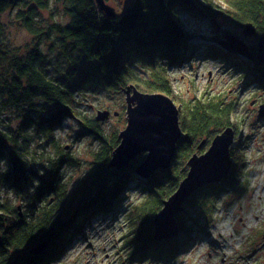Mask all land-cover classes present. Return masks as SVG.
Wrapping results in <instances>:
<instances>
[{
	"label": "trees",
	"instance_id": "obj_1",
	"mask_svg": "<svg viewBox=\"0 0 264 264\" xmlns=\"http://www.w3.org/2000/svg\"><path fill=\"white\" fill-rule=\"evenodd\" d=\"M105 1L114 14L105 13L96 0H0V183L14 195H0V264H50L86 236L94 219L119 212L133 189L144 195L127 211L128 258L170 261L193 239L207 235L201 219L211 218L220 191L244 186L237 144L229 175L199 188L184 203L176 216L180 232L155 239V216L186 177L191 156L204 152L219 132L233 125L234 106L211 97L178 105L182 137L174 159L169 168L142 177L136 168L145 154L126 167H109L120 130L107 133L101 121L80 109L79 98L91 91H123L129 85L173 98L169 67L197 58L236 63L263 84L264 63L220 40L227 32L221 21H227L243 28L253 24L257 41L264 34V0ZM61 6L67 23L53 21ZM55 7L59 10L53 11ZM9 13L11 22L31 35L23 46L10 41L3 21ZM184 16L202 22L211 34L198 36ZM47 43L50 52L58 51L57 60L45 53ZM251 49L255 54L256 45ZM136 57L147 77L138 72ZM66 119L76 121L78 137L99 142L92 170L72 190L63 170L77 160L57 135ZM43 243L47 246L42 251L32 252Z\"/></svg>",
	"mask_w": 264,
	"mask_h": 264
},
{
	"label": "rangeland",
	"instance_id": "obj_2",
	"mask_svg": "<svg viewBox=\"0 0 264 264\" xmlns=\"http://www.w3.org/2000/svg\"><path fill=\"white\" fill-rule=\"evenodd\" d=\"M218 1L223 3L225 0ZM56 10L59 8L53 9ZM43 16L47 20L52 17L47 12ZM11 18L10 13L3 17L9 26L10 41L17 46L30 42L31 35L12 23ZM54 19L59 23L68 22L69 17L64 14L62 6ZM184 20L198 36L211 34L210 28L194 17L184 16ZM221 23L223 29L244 39L250 47L256 45L255 37L245 36L243 27L227 21ZM48 46V43L43 44L48 58L57 60L58 51L50 52ZM134 61L140 75L147 77L148 70L140 57ZM168 73L174 94L171 98L177 105L195 101L198 97H211L234 106L232 127L236 136L231 151L240 145L236 152L244 161L239 167L244 186L233 185L227 191H220L211 218L201 219L207 235L193 239L186 251L173 260L132 261L128 258L129 250L125 247L129 231L127 211L144 195L141 190L133 189L127 193L119 212L94 219L85 230L86 236L75 240L50 264H264V116L259 113L264 107V83L257 82L255 75L246 67L217 59H193L180 66H170ZM125 98L123 91H91L79 98L80 109L89 117H96L98 110H109L110 116L101 122L106 132L112 134L126 127ZM78 130L74 119H66L57 130L61 145L66 146L77 160L63 170L70 190L92 170L94 153L99 147L98 140L91 136L78 137ZM0 195L14 198L13 193L1 183ZM201 216L199 214L198 218Z\"/></svg>",
	"mask_w": 264,
	"mask_h": 264
},
{
	"label": "water",
	"instance_id": "obj_3",
	"mask_svg": "<svg viewBox=\"0 0 264 264\" xmlns=\"http://www.w3.org/2000/svg\"><path fill=\"white\" fill-rule=\"evenodd\" d=\"M96 1L105 13L114 14V8L105 0ZM254 33L253 24L244 27L245 36H252ZM220 42L244 57L253 58L255 55L256 59L264 63V34L257 40L255 54L244 39L233 33L224 32ZM123 92L126 95L127 124L119 133L120 143L112 152L109 167H126L133 159L145 154L144 160L136 168V173L149 177L159 169L169 168L174 159L182 137L180 108L164 93H146L133 85L123 88ZM259 113L264 116V107ZM109 116V110H98L96 119L104 121ZM235 136L234 128L229 126L213 138L205 152L191 156L186 177L177 190L164 201L161 211L153 220L155 239L177 235L180 227L176 216L183 210L186 200L199 188L221 181L229 175L233 168L231 147L235 143ZM46 246L47 243H43L32 252H40Z\"/></svg>",
	"mask_w": 264,
	"mask_h": 264
}]
</instances>
